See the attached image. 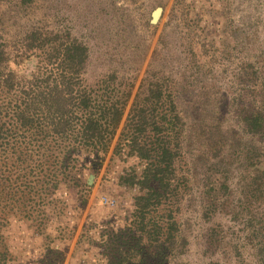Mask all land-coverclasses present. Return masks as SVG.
Listing matches in <instances>:
<instances>
[{"label": "trees", "instance_id": "1", "mask_svg": "<svg viewBox=\"0 0 264 264\" xmlns=\"http://www.w3.org/2000/svg\"><path fill=\"white\" fill-rule=\"evenodd\" d=\"M26 39L22 61L15 62L0 34V243L10 216L49 237L48 222L64 206L56 193L77 186L83 161L96 173L113 145L117 157L134 156L139 163L118 175L122 191L135 189L128 221L91 241L105 264H172L187 251L179 216L192 190L193 170H199L192 158L206 172L208 220L218 196L229 191L237 166L247 171L241 177L239 206L251 212L256 204L264 207V164L254 140L264 133V108L240 114V126L251 136L245 139L221 126L216 104L197 111L194 121L185 116L178 85L155 66L158 46L138 84L117 67L91 82V51L83 42L41 30ZM33 58L34 67L26 71L24 62ZM186 138L197 147L191 157L184 151ZM255 221L264 229V208ZM86 236L83 231L76 244ZM5 253L0 248L4 261Z\"/></svg>", "mask_w": 264, "mask_h": 264}, {"label": "rangeland", "instance_id": "2", "mask_svg": "<svg viewBox=\"0 0 264 264\" xmlns=\"http://www.w3.org/2000/svg\"><path fill=\"white\" fill-rule=\"evenodd\" d=\"M158 6L163 12L153 24L152 12ZM33 30L69 34L86 44L91 51L87 67L91 82L117 67L138 84L158 46L155 66L178 85L185 116L194 121L197 111L216 104L223 116L221 126L245 139L251 136L240 126V114L264 108V0H0L1 40L13 61H22L19 55ZM35 63L34 58L24 62L25 70ZM254 140L264 164V133ZM184 144L188 157L197 152L188 138ZM113 146L96 173L89 171L90 162L83 161L77 186L56 193L64 206L48 222L49 237L19 216L8 218L0 243L6 259L0 254V264H50L57 257L64 258L56 264H105L91 241L128 221L135 189L122 191L118 175L139 163L134 156L117 157ZM190 162L199 170H193L192 190L179 216L188 249L172 264H264V229L255 221L264 207L256 204L251 212L239 206L241 177L247 171L234 168L229 191L218 196L208 220L206 172L197 160ZM104 197L116 204H106ZM83 231L87 236L77 245Z\"/></svg>", "mask_w": 264, "mask_h": 264}, {"label": "water", "instance_id": "3", "mask_svg": "<svg viewBox=\"0 0 264 264\" xmlns=\"http://www.w3.org/2000/svg\"><path fill=\"white\" fill-rule=\"evenodd\" d=\"M163 12V7L158 6L156 7L153 12H152V19H151V23L155 24L159 21V19L161 18ZM94 175L91 174L88 178V182L91 184L93 181Z\"/></svg>", "mask_w": 264, "mask_h": 264}, {"label": "built area", "instance_id": "4", "mask_svg": "<svg viewBox=\"0 0 264 264\" xmlns=\"http://www.w3.org/2000/svg\"><path fill=\"white\" fill-rule=\"evenodd\" d=\"M102 201L111 206H114L116 204L114 199H110L108 197H104Z\"/></svg>", "mask_w": 264, "mask_h": 264}]
</instances>
